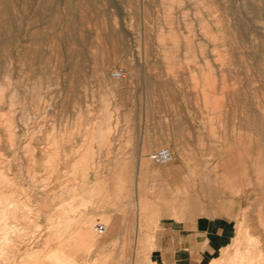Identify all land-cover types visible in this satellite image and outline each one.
Instances as JSON below:
<instances>
[{"label":"rangeland","instance_id":"1","mask_svg":"<svg viewBox=\"0 0 264 264\" xmlns=\"http://www.w3.org/2000/svg\"><path fill=\"white\" fill-rule=\"evenodd\" d=\"M169 166L209 264H264V0H0V264H156L125 183Z\"/></svg>","mask_w":264,"mask_h":264},{"label":"crops","instance_id":"2","mask_svg":"<svg viewBox=\"0 0 264 264\" xmlns=\"http://www.w3.org/2000/svg\"><path fill=\"white\" fill-rule=\"evenodd\" d=\"M174 171L173 166L165 169H153V172L158 173L161 180L146 179L132 183L126 181L125 183L126 188L142 186L151 189V196L156 198L157 205L148 216L146 226L144 225L146 231L142 233L144 236L155 238L151 249L153 253L151 260L156 264H209L220 243L221 233L211 229L214 218L208 216L194 218L188 215L183 218L182 213L178 212L176 208L169 207L167 209L164 206L166 193L161 189L175 187ZM155 189L157 194L154 192ZM116 226L117 230L113 235L126 237V239L125 242L120 240L122 242L114 250H136L135 247H129L127 242V237L134 234V232L128 231L130 226L120 224Z\"/></svg>","mask_w":264,"mask_h":264},{"label":"built area","instance_id":"3","mask_svg":"<svg viewBox=\"0 0 264 264\" xmlns=\"http://www.w3.org/2000/svg\"><path fill=\"white\" fill-rule=\"evenodd\" d=\"M111 75L116 79L123 77L122 71H113ZM150 160L154 165L157 166L167 165L173 161V153L169 148H159L150 155ZM93 229L94 232L99 236L106 232L105 225L98 222L93 225Z\"/></svg>","mask_w":264,"mask_h":264},{"label":"bare ground","instance_id":"4","mask_svg":"<svg viewBox=\"0 0 264 264\" xmlns=\"http://www.w3.org/2000/svg\"><path fill=\"white\" fill-rule=\"evenodd\" d=\"M110 76H111V78L113 79V80H120V79H116V78H114L112 75H111V73H110ZM92 229H93V227H92ZM93 231H94V229H93ZM87 234V233H86Z\"/></svg>","mask_w":264,"mask_h":264}]
</instances>
